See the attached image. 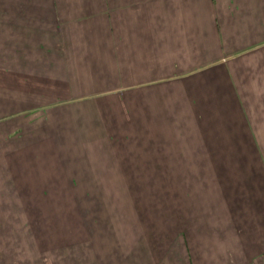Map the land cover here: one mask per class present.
Returning a JSON list of instances; mask_svg holds the SVG:
<instances>
[{"label": "crops", "instance_id": "1", "mask_svg": "<svg viewBox=\"0 0 264 264\" xmlns=\"http://www.w3.org/2000/svg\"><path fill=\"white\" fill-rule=\"evenodd\" d=\"M13 117L0 132L49 155L0 157V228L19 238L0 264H264V0H0V125ZM100 148L230 168L193 235L48 253L14 198L108 195V160L80 155Z\"/></svg>", "mask_w": 264, "mask_h": 264}, {"label": "rangeland", "instance_id": "2", "mask_svg": "<svg viewBox=\"0 0 264 264\" xmlns=\"http://www.w3.org/2000/svg\"><path fill=\"white\" fill-rule=\"evenodd\" d=\"M18 119H7L0 128L5 129L9 120L18 123ZM22 119L23 117H20L19 122ZM20 131L22 132L21 129ZM20 131L7 134L0 132V157L49 155L47 150L42 154L43 150L24 148ZM113 136L116 137V145L125 144L118 141L121 138L119 134ZM144 144L149 145L148 142ZM136 151L143 153V156L135 155ZM168 152L171 153L168 155ZM178 152L152 148L80 150V155L90 153L98 157L105 156L108 160L110 164L102 167L105 174H111L110 193L88 197L84 182L80 187L79 196L15 197L13 203L19 207L23 206L27 213H16L14 217L16 220L22 217L28 220L25 233H30L31 241L34 238L37 244L38 236L34 234L37 229L34 224L39 221L47 223L48 226L43 228L42 235L43 240L48 241V253L85 250L87 238L92 235L143 238H167L184 236L186 233L193 235L189 226L201 220L200 206L204 208L201 200H207L212 208L216 205V192L219 194V190H223V184L227 182L224 181V172H228L230 166L170 163L180 160L176 158ZM152 154L159 156L158 160L165 163H147L155 160ZM216 174L218 180L214 177ZM0 200L5 199L0 197ZM202 211L204 214V210ZM90 215L93 218H90ZM93 220L94 224L89 225ZM15 232V229L0 228V242L10 243L11 248H16L19 238ZM35 264L51 262L39 261Z\"/></svg>", "mask_w": 264, "mask_h": 264}]
</instances>
